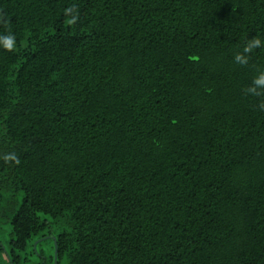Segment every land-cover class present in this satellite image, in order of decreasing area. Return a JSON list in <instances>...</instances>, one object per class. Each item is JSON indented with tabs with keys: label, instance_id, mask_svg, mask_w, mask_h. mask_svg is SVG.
Returning a JSON list of instances; mask_svg holds the SVG:
<instances>
[{
	"label": "trees",
	"instance_id": "16d2710c",
	"mask_svg": "<svg viewBox=\"0 0 264 264\" xmlns=\"http://www.w3.org/2000/svg\"><path fill=\"white\" fill-rule=\"evenodd\" d=\"M9 35L0 264H264V0H0Z\"/></svg>",
	"mask_w": 264,
	"mask_h": 264
},
{
	"label": "clouds",
	"instance_id": "9594fccd",
	"mask_svg": "<svg viewBox=\"0 0 264 264\" xmlns=\"http://www.w3.org/2000/svg\"><path fill=\"white\" fill-rule=\"evenodd\" d=\"M70 11V10H69ZM69 23H75V19H72L69 21ZM0 44L3 45V47L8 50L12 51L14 50L15 47V42H14V37L11 35L2 37L0 38ZM261 47V41L259 38H253V40L249 41V43L245 46L244 52L245 53H250L254 48ZM235 61L240 63V64H247V57L242 56L240 54H237L235 56ZM253 84L255 85L254 87H250L247 91L254 94V95H260L257 91L258 88H264V73H261L258 78L254 79ZM264 107V105H262ZM6 160H12L16 164H19L20 161L15 155H10L5 157Z\"/></svg>",
	"mask_w": 264,
	"mask_h": 264
},
{
	"label": "rangeland",
	"instance_id": "374dc122",
	"mask_svg": "<svg viewBox=\"0 0 264 264\" xmlns=\"http://www.w3.org/2000/svg\"><path fill=\"white\" fill-rule=\"evenodd\" d=\"M2 228L5 229V232L3 234L4 238L3 237L1 238L3 240L0 239V243L2 242V244H6L7 245L11 230H9L10 228L7 225L2 226ZM38 250L39 251L44 250L46 256L50 257L53 254V252H54L52 241L51 240L43 241L41 243L40 247L38 248ZM29 259L32 260V261L33 260L37 261L35 256L29 257Z\"/></svg>",
	"mask_w": 264,
	"mask_h": 264
}]
</instances>
